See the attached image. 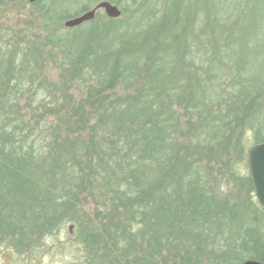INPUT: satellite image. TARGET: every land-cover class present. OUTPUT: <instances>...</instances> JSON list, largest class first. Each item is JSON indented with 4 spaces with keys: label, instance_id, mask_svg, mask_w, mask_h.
I'll use <instances>...</instances> for the list:
<instances>
[{
    "label": "trees",
    "instance_id": "1",
    "mask_svg": "<svg viewBox=\"0 0 264 264\" xmlns=\"http://www.w3.org/2000/svg\"><path fill=\"white\" fill-rule=\"evenodd\" d=\"M48 2L32 4V23L46 34L36 38L46 39L26 54L0 50V235L49 236L72 223L88 264H207L209 256L217 264L264 263L257 225L264 209L243 137L252 131L250 143H264L255 111L264 83L238 80L224 111L212 106L198 119L205 106L198 103L214 104L219 91L197 99L179 86L191 76L182 58L166 72L165 54L107 51L99 45L123 40L114 23H100L98 13L64 29L63 21L90 6L72 14ZM236 25L223 33L227 53H255L259 43L254 47ZM73 45L82 50L74 53ZM51 47L62 54L43 53ZM48 65H58L57 78L48 80ZM86 203L92 216L83 212Z\"/></svg>",
    "mask_w": 264,
    "mask_h": 264
},
{
    "label": "rangeland",
    "instance_id": "2",
    "mask_svg": "<svg viewBox=\"0 0 264 264\" xmlns=\"http://www.w3.org/2000/svg\"><path fill=\"white\" fill-rule=\"evenodd\" d=\"M50 1L27 0V4L22 0H0V50L3 54H26L30 44L46 39L36 38V32L41 35L46 34L39 30L37 23L36 25L32 23L35 17L32 4L50 3ZM103 1L106 0H98L94 3L88 0H55V5L61 7L60 10L66 9L75 14L86 5L90 6L89 11H91ZM232 2L233 0H222L218 6L212 0H116L114 5L119 7L121 16L117 20L110 19L101 10L97 12L98 21L104 24L114 23L110 25L111 28L121 30L123 40L115 41L112 46L105 47L104 44H100L99 47L110 52L120 50L125 54H165L168 60L165 66L166 72L176 67L174 63L178 62V58H182V66L184 68L186 66L191 76L190 79L181 78L178 82L179 86L190 87L197 99L204 98V95L210 96L214 87L219 91V98L213 101L214 104L209 100L204 102L201 100L198 103L199 107L205 106L196 111V118L206 117L212 106L224 111L226 107L224 104L228 97L232 98L238 80L245 79L250 81L249 83L255 80L257 83H264V0H244L241 6ZM247 8L252 12L247 11ZM241 10L243 12H240ZM225 15L232 19H225ZM66 21L62 24L64 29L78 28H66ZM234 22L237 23L235 27L233 26L237 28V33L250 34L249 38L254 47L259 43L255 53L247 51L227 53V45L223 44H226L224 37L228 34L223 33ZM87 23L89 22L84 24ZM20 31L21 35L17 36ZM70 33L67 36L70 39L79 34L77 30ZM232 42L238 43L235 39H232ZM72 47L74 49L71 51H75L74 53L82 50V46ZM215 48H220L222 54L214 53ZM127 49H130V52ZM46 50L44 54H62L54 47ZM48 66V69H44L48 80L57 78L58 65ZM250 72L252 75L247 74ZM232 74V79L227 82L225 79L231 78ZM86 81L93 83L89 78H86ZM77 85L75 84V87ZM255 111L264 121V95L257 100ZM212 113L216 116L214 110ZM237 132L236 136L241 138L242 131L238 129ZM252 135L253 132L250 131L248 135L243 136L246 137L244 141L249 145V150L254 145L249 141ZM83 212L92 216L93 206L90 207V203H86ZM247 216H250L249 212ZM84 219V221L88 220V218ZM257 225L264 230V215H258ZM223 232L226 236L227 229H223ZM75 235L79 236L72 223L66 224L58 233L49 236L42 234L37 237L29 233L22 235L24 237L0 235V264H81L84 258L77 246L78 237ZM223 251L224 249L218 246L216 253L221 254ZM214 259L216 258L209 256L206 260L207 264H217Z\"/></svg>",
    "mask_w": 264,
    "mask_h": 264
},
{
    "label": "water",
    "instance_id": "3",
    "mask_svg": "<svg viewBox=\"0 0 264 264\" xmlns=\"http://www.w3.org/2000/svg\"><path fill=\"white\" fill-rule=\"evenodd\" d=\"M103 10L108 18L118 19L122 12L119 7L108 2H100L94 9L83 15L65 22L66 28L79 27L86 22L94 20L98 11ZM248 165L252 178L255 196L259 205L264 209V143L253 145L248 153ZM72 230V227H71ZM243 264H264L259 261L249 260Z\"/></svg>",
    "mask_w": 264,
    "mask_h": 264
},
{
    "label": "flooded vegetation",
    "instance_id": "4",
    "mask_svg": "<svg viewBox=\"0 0 264 264\" xmlns=\"http://www.w3.org/2000/svg\"><path fill=\"white\" fill-rule=\"evenodd\" d=\"M89 262H90V261L87 260V259H82L80 263H81V264H88Z\"/></svg>",
    "mask_w": 264,
    "mask_h": 264
}]
</instances>
